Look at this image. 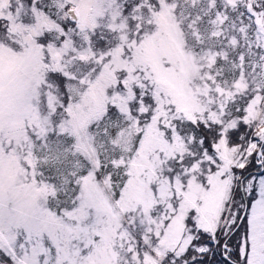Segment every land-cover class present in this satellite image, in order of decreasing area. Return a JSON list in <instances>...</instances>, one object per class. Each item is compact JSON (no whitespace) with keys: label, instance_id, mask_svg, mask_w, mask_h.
Wrapping results in <instances>:
<instances>
[{"label":"snow or ice","instance_id":"6c2138e0","mask_svg":"<svg viewBox=\"0 0 264 264\" xmlns=\"http://www.w3.org/2000/svg\"><path fill=\"white\" fill-rule=\"evenodd\" d=\"M0 264H264V0H0Z\"/></svg>","mask_w":264,"mask_h":264}]
</instances>
